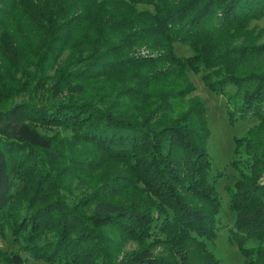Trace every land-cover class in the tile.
<instances>
[{"label": "trees", "instance_id": "obj_1", "mask_svg": "<svg viewBox=\"0 0 264 264\" xmlns=\"http://www.w3.org/2000/svg\"><path fill=\"white\" fill-rule=\"evenodd\" d=\"M263 15L264 0H0V232L47 264H221L203 240L222 201L192 71L236 87L229 120H259L235 138L226 192L230 235L264 264Z\"/></svg>", "mask_w": 264, "mask_h": 264}, {"label": "rangeland", "instance_id": "obj_2", "mask_svg": "<svg viewBox=\"0 0 264 264\" xmlns=\"http://www.w3.org/2000/svg\"><path fill=\"white\" fill-rule=\"evenodd\" d=\"M249 28L253 32L254 40L258 42L264 41V15L259 19L253 20ZM139 52L142 54L150 53L146 48H142ZM174 52L177 55L187 56L191 54V49L187 44L175 42ZM187 80L194 86V90L187 97H198L206 108V117L210 128V137L207 143V151L211 163L209 178L215 183L217 193L222 201L219 217L223 225L214 238H203V240L207 249L219 259L221 264H246L248 256L241 253L237 239L230 235L229 229L233 224L235 213L228 205L226 186L232 185L240 178L239 167H235L233 162L239 164L240 160L246 156L245 146L238 147L239 151L235 150V138L247 136L250 130L259 124V120L256 116H251L245 120H229L228 111L232 108L231 97L237 94L234 85H226V92L222 94L214 93L206 86L203 73L189 71L187 72ZM20 94L22 95H19L11 102L15 103L22 99H27L28 95L26 93ZM77 185L79 186V183L74 186L75 190ZM117 241L119 242V240ZM243 244L250 247L256 242L250 239L245 240ZM118 248L119 252L124 253L138 248V244L136 242H123L119 243ZM0 250L19 254L23 264H47L45 261L35 258L29 252L20 248L14 242V238L8 230L4 233L0 232Z\"/></svg>", "mask_w": 264, "mask_h": 264}]
</instances>
